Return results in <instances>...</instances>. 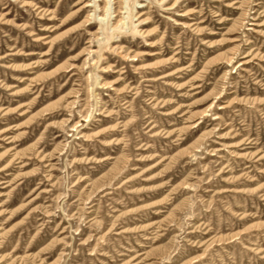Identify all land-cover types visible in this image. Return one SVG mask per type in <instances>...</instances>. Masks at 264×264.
Instances as JSON below:
<instances>
[{"label":"rangeland","instance_id":"rangeland-1","mask_svg":"<svg viewBox=\"0 0 264 264\" xmlns=\"http://www.w3.org/2000/svg\"><path fill=\"white\" fill-rule=\"evenodd\" d=\"M0 264H264V0H0Z\"/></svg>","mask_w":264,"mask_h":264},{"label":"bare ground","instance_id":"bare-ground-1","mask_svg":"<svg viewBox=\"0 0 264 264\" xmlns=\"http://www.w3.org/2000/svg\"><path fill=\"white\" fill-rule=\"evenodd\" d=\"M119 25V24H118ZM245 62H242L241 64H244Z\"/></svg>","mask_w":264,"mask_h":264}]
</instances>
